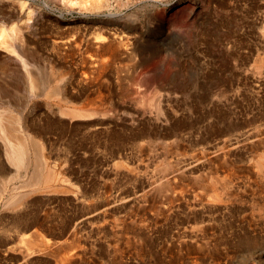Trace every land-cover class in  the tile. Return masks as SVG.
<instances>
[{"label": "rangeland", "instance_id": "obj_1", "mask_svg": "<svg viewBox=\"0 0 264 264\" xmlns=\"http://www.w3.org/2000/svg\"><path fill=\"white\" fill-rule=\"evenodd\" d=\"M12 1L0 0V7L11 8L15 5ZM24 1L38 10L39 15L44 14L43 30L36 34L35 41L31 37L41 54L38 57L39 73L47 78L38 89L46 90L55 81L63 83L75 77L80 69L83 70L84 65V54L80 50L74 54L55 56L49 50L46 29L54 28L56 24H60L61 28L71 26L77 29L90 25L91 22L99 25L103 21H122L126 25L124 30L130 35L126 42L128 53L107 55L101 86L81 89L83 93L73 97L72 103H80L87 97L93 100L102 96L108 106L106 116L121 118L126 115L127 119L137 117L138 121L136 118L137 126L133 125L134 130L127 129L119 140L114 138L113 141L101 134L90 137L81 127L82 121L78 119L53 121L50 125L52 127L45 134L48 161L44 172L50 167V170L56 172V177L41 179L39 186L45 191H39L40 193L36 191L37 188L33 191V186L28 184L33 166L20 170L19 174H15L16 170H10L5 177H1L5 173L0 168V264H44L45 258L41 252L42 232L46 228L55 230L61 224L60 221L68 216H80L78 220L86 218L87 211L93 204H98L95 207L100 208L90 210L89 216L98 214L108 205L113 207L112 204H118L116 202L102 206L107 200L129 198L130 202L126 206L119 204L123 207H116L119 208L114 214L117 219L113 220L128 221L130 216L140 212H145V218L150 220L152 215L149 210H143L138 202L144 194L147 193V198L154 200L178 198V193L179 196L182 193L185 198H194L197 191L202 192L196 194L197 197L203 196L205 193L199 182L208 178L211 173L222 176L228 165L234 166L237 175L231 177L232 186L224 190L229 206L227 216L238 220L243 215L252 216L253 239L249 244L248 232L237 221L230 225L220 223L213 229H208L207 236H213V245L203 248L201 253L226 256L227 264H264V181L249 184L243 179L248 173L242 170L255 155L254 152L264 148L259 140L262 137L264 139V136L260 134L259 138L253 137L249 144L237 148L239 151L233 150L227 160L213 156L214 150L220 149L223 141L245 139L248 133L249 136L264 129V85L260 90L257 88L258 92L252 87L251 79H244L255 74L252 64L257 54L250 52L253 44L248 33L241 35L242 28L239 30L241 26L237 21V10L233 8L236 0H169L166 3L163 0H127L121 7L114 2L110 3L111 8L109 6V11L105 12L111 14L109 16L83 10L79 0H72L71 5H64V9L48 0ZM163 18L168 32L166 39L153 30L157 20ZM134 62H141V65L136 68L127 84L126 75ZM122 79L123 82L127 81L122 85L127 89L123 93L126 95L121 97L119 82ZM0 82L6 86L10 82V88L14 87L16 92L11 94L10 91V95L17 101V115H28L38 108L39 102L31 110L32 92L27 81L26 86L20 77L5 73L0 74ZM73 91L77 93L76 89ZM159 101L162 111L161 108L157 110L159 104L156 106V103ZM165 107L174 112L172 118L164 114ZM35 122L37 123L36 119ZM48 122L52 120H41L43 125ZM118 143L123 147L120 166L114 164ZM199 152L203 156H199ZM187 164L199 167L193 172H186L182 180L176 179L179 181L174 183V189L158 192L159 184L169 174L187 167ZM133 167L135 171L128 173V169ZM49 171L47 173L53 175ZM60 177L62 180L59 183ZM55 178H59L58 181ZM42 181H49L45 182L49 188ZM52 185L59 189L52 188ZM64 189L65 192L62 191ZM21 196L27 197H22L19 203L17 198L21 199ZM74 196L80 200L75 201L76 205ZM164 225H167L165 221L162 226H157L164 231L165 239L169 240ZM175 226L172 223L173 231L176 230ZM102 235L104 239L108 236L111 239L114 234ZM124 242L125 239L118 241L116 246L121 249L131 247ZM106 249L103 246V253L107 256ZM31 250H37L39 254L30 256ZM170 257L159 255L157 260L151 259L149 264H168L169 260L174 262L178 258L176 253H172Z\"/></svg>", "mask_w": 264, "mask_h": 264}, {"label": "bare ground", "instance_id": "obj_2", "mask_svg": "<svg viewBox=\"0 0 264 264\" xmlns=\"http://www.w3.org/2000/svg\"><path fill=\"white\" fill-rule=\"evenodd\" d=\"M48 1L56 7L60 6L61 8L73 2L72 0ZM163 1L165 3L169 2V0ZM113 2L116 6L118 5L121 7L127 3V0H79V4L83 10H88L91 14L104 13L105 15H108L105 12L109 9L110 3ZM12 3H15V5L17 4V6L13 5L11 8L7 6L0 7V74L11 73L16 77H20L24 83L27 81L29 89L32 92V100L30 101L31 110L32 108H36L38 102L39 105L37 109L33 110V113L28 115H17L15 113L17 109L15 102L17 101H14L10 95V91L12 92L11 94L16 92L14 87L13 89L10 88V82L7 83L8 86L0 82V168L4 169L5 173V175L3 174L1 177L9 175L8 172H10V170H16L15 174H19V172H21L20 170H26L25 168L29 169V167L33 166L34 170L28 180L30 183L27 182L33 186V191L34 188H37L36 191L39 192L45 191L39 186L41 179L49 180V178L56 177V172L50 170V167H47V169L48 171L50 170L49 172L52 171L53 175L47 173L48 171H45L46 173L44 172L48 161L46 157L47 153H45V145L47 146L45 134L48 129L52 127L50 125L53 124V121H62L64 118H69V120L78 119L82 121L80 125L86 130L88 135H91L90 137L101 134L111 141L115 140L114 138L119 140V137H122L127 129L132 130L133 125L137 126V117H131V120L127 119L125 117L126 115L121 118H109L106 116L108 106L102 96L93 100L87 97L80 103H72L73 97L83 93L81 89L85 87L89 89L91 86H101L104 78L102 73L107 64V55L116 56L122 53H128L126 42L127 39L130 38V35L127 34L128 31L124 30L126 25L121 23L122 21H101L102 23L99 25H94L91 22L90 25H85L77 29L71 26L61 28L60 24H56L54 28L46 29L45 31L48 33L49 50L55 53V56H60L61 54H74V52L80 50L83 51L84 54L82 58V63L84 65L82 68L83 70L81 71L79 68L80 72L78 75L76 74L75 77L73 76L63 83L59 82V80L55 81L54 85L46 90L38 89V86L44 84L47 78H45L46 76L43 77L42 73H39L38 57H40L41 54L37 46L33 44V41H35L36 34H38L39 30L40 32L43 30V24L45 23L42 24L44 14L39 15V11L28 3L26 4L24 0H13ZM233 8L237 10V21L241 26L239 30L242 28L240 31L241 35L242 33L244 35L248 33L251 39L250 41H252L253 44V48H250V52L251 54H254V52L257 54L252 64L255 74L244 77V79H251L250 83L252 87L260 90L264 85V0H236ZM164 22L165 18L157 20L156 26H154L155 28L153 27L154 29H152L156 30L160 37L166 39L168 32ZM139 65H141V62H134L131 65V70L128 72V75H126V80H131L132 75L134 76L136 68L139 67ZM61 80L62 79H60V81ZM129 80L128 82L126 81L127 84ZM126 82L125 80L123 82V79L119 82V94L121 97L126 95L123 93L124 90L126 91L127 87H122L123 83L126 84ZM74 89L77 91L76 94L73 91ZM258 89L257 91L259 92ZM253 92L255 93L256 91ZM157 104H159V108H156L159 110L161 108L160 101L156 103V106ZM160 111H162V108ZM163 112L168 118H172L174 114L173 111L166 107L163 108ZM50 119L52 122L44 123V125L41 124V120L47 121ZM113 132H115V134ZM248 134L245 139L235 138L233 140L227 139L223 141L220 149L214 150L215 153L213 156H216V158L222 157L223 161L224 159H229L233 150H238L237 148L241 145L246 146L253 137H258L260 134L264 136V129L263 131L258 130L256 134L253 133V135L255 134L254 136H248ZM250 134H252V132ZM259 140L261 144H264L263 137ZM122 148L121 143H118L117 156L114 158V164L116 166L122 165ZM256 151L253 157L250 156L252 158H250L248 164L242 167V170L248 173L246 178L243 179L249 184H257L258 182L263 183L264 181V148L257 151V153ZM200 153L201 152L197 154L200 156L202 154ZM249 153L250 152H248V154ZM207 159L208 158L204 160L207 161ZM198 167L187 164V167L185 166L183 169H176L173 173L169 174L168 178L164 179L165 181L163 180V182L159 184V191H157L162 192L173 188L174 183L177 181L176 179L182 180L186 172H193V170ZM137 168H139V165ZM235 170L233 165H228L227 170H225L222 176L218 175V173H211L208 178L203 179L202 177L199 179H203L202 182L199 183H201V188L205 193L203 196H206V198L203 196H200L203 198L197 197L196 194L199 195L202 193H197L198 191L193 195L194 198L182 197V193L180 196L179 193L177 194L178 196L176 197L178 198L173 197V199L166 200L148 199L147 193L142 197L140 196L141 198L138 200L140 203L139 206L143 207V210H149V213L152 215L150 220L145 218V212L130 216L128 221L126 219H121L119 222L113 220V218L117 219L114 217V214L117 213L119 208L116 209V207L126 206L130 202L128 200L129 198H121L120 200L114 198L111 201L107 200L102 206L116 202H118V204H112L114 205L113 207H109L108 205L98 214L89 216L90 210L100 208V206L97 208L95 207L98 204H95V206L93 204L91 209L89 208V211H87L86 218H82L81 220H78L80 216L74 214V216H68L65 217V219L62 217L64 215H62V221L58 220L57 217L56 219L61 223L59 227H56L55 230L45 227L46 229L44 228L45 230L42 232L43 236L40 235L42 237L41 242L43 246L41 252L45 258L44 264H113L114 262L117 264H149L151 259L157 260L159 255L170 257L172 253H176L178 258L176 261L173 260L174 262L169 260L168 264H227L226 256L222 257L216 253L205 255L201 253V250L203 248H209V245H213L211 241L213 236H207L208 229H213L220 223L226 222L227 225H230L237 221L239 225L241 226L242 224L243 228L248 232L247 240L249 244L253 239L251 237L254 231L252 216L243 215L238 220L229 218L226 213L229 211V206L224 195V190L232 186L231 177H236L237 175L235 174ZM132 171H135L134 167L128 169V173H133ZM59 174L60 173H58V175ZM26 176L28 177V175ZM9 179L12 178L10 177ZM58 179L55 178L54 180L58 181ZM61 180L62 178L59 183ZM45 182L46 181L43 183ZM241 183L244 184L245 182L241 181ZM54 187L56 188V186L52 188ZM60 187L61 185L59 188ZM155 187L156 189L158 188L157 186ZM47 188L49 187L47 186ZM57 188L56 190L59 189ZM52 190L54 189H51V192ZM62 191L65 192V189ZM22 197L23 196L20 197L21 199L17 198L19 203L22 201ZM25 198L23 197V199ZM73 201L74 204L75 201L80 202L78 198L76 199V196H74ZM82 202H84V200ZM90 205L91 204H89V206ZM164 221L167 224L164 225V227L167 228L169 240L165 239L164 231L158 228V226H162ZM172 223L176 225L175 231L172 230ZM56 229H58V231H56ZM105 233L107 235H111V233L114 235L111 239H108L110 236L107 237L106 235L107 238L104 239V235L102 234ZM210 234L213 235V233ZM123 239H125L124 243L126 245L131 246L130 248L125 247L121 249L116 246L118 241ZM103 246L107 247V256L103 253ZM37 250H31L29 255L31 256L38 253Z\"/></svg>", "mask_w": 264, "mask_h": 264}]
</instances>
